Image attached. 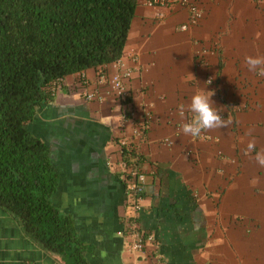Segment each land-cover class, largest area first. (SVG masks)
<instances>
[{
  "label": "crops",
  "instance_id": "crops-1",
  "mask_svg": "<svg viewBox=\"0 0 264 264\" xmlns=\"http://www.w3.org/2000/svg\"><path fill=\"white\" fill-rule=\"evenodd\" d=\"M197 3L202 18L181 30L186 7L158 17L138 2L122 58L132 72L125 104L100 80L116 71L111 62L60 79L27 124L49 147L58 174L52 202L73 218L88 264H264V167L254 159L264 150V76L244 65L264 55V0ZM200 88L214 91L232 123L192 138L181 131L192 113L181 120L177 106ZM148 104L150 128L136 134ZM124 139L145 174L139 210L119 166ZM133 221L153 235L141 252L129 250ZM0 264L73 260L43 248L0 208Z\"/></svg>",
  "mask_w": 264,
  "mask_h": 264
},
{
  "label": "trees",
  "instance_id": "trees-1",
  "mask_svg": "<svg viewBox=\"0 0 264 264\" xmlns=\"http://www.w3.org/2000/svg\"><path fill=\"white\" fill-rule=\"evenodd\" d=\"M139 1L0 0V208L73 264H88V249L73 218L52 202L58 174L48 145L27 124L60 79L122 55ZM120 146L134 165L133 150Z\"/></svg>",
  "mask_w": 264,
  "mask_h": 264
},
{
  "label": "built area",
  "instance_id": "built-area-1",
  "mask_svg": "<svg viewBox=\"0 0 264 264\" xmlns=\"http://www.w3.org/2000/svg\"><path fill=\"white\" fill-rule=\"evenodd\" d=\"M198 0H140L141 3L149 6L155 7L157 9L156 15L158 17H163V9L169 8L174 4L178 3L187 8L188 20L180 25L181 30H186L189 25L197 24L203 16V11L197 3ZM123 50L122 55L113 61L116 66V71L108 76L105 75V71L101 73V81H106L110 90L114 94V97L119 103L124 102L129 97V89L127 86V81L131 76V69L128 68L122 58L125 56ZM104 73V74H103ZM87 99L99 98L94 92H87L85 94ZM151 104L145 107L144 118L140 126L135 130L136 134H143L150 128L151 123ZM123 118H128L129 111L122 113ZM205 133L202 132L201 136ZM120 145L128 146V142L124 139L120 141ZM119 166L122 168L124 174L128 175L127 179V193L130 197V204H132L134 209H140V200L145 183V174L140 171V169L134 165H128L127 161L122 159ZM127 236L130 239L129 250L132 252H141L143 250L146 241L152 240V234L144 233L139 226L136 225L135 221L127 225Z\"/></svg>",
  "mask_w": 264,
  "mask_h": 264
},
{
  "label": "clouds",
  "instance_id": "clouds-1",
  "mask_svg": "<svg viewBox=\"0 0 264 264\" xmlns=\"http://www.w3.org/2000/svg\"><path fill=\"white\" fill-rule=\"evenodd\" d=\"M244 65L249 72L264 76V55L246 56ZM210 83L211 80L207 81L206 85ZM214 94V91L200 88L191 97L187 106L183 103L177 106L181 120L185 119L186 110L192 113L190 120L182 123L181 131L183 135L197 138L204 131L227 128L232 123L231 119L223 118L220 108L215 106L212 100ZM246 135L251 136L252 131L249 130ZM254 149L255 141L251 140L247 145V151L252 152ZM254 159L259 166L264 167V150L256 152Z\"/></svg>",
  "mask_w": 264,
  "mask_h": 264
}]
</instances>
